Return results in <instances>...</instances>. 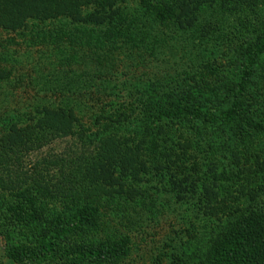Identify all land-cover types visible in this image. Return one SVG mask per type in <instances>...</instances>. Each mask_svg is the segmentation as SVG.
<instances>
[{"label":"trees","instance_id":"16d2710c","mask_svg":"<svg viewBox=\"0 0 264 264\" xmlns=\"http://www.w3.org/2000/svg\"><path fill=\"white\" fill-rule=\"evenodd\" d=\"M124 1L129 0H0V28L20 33L27 28L28 21L39 23L42 27L34 26L31 34L58 52L64 46L73 48L89 39L100 46L107 37L112 40L123 36L124 42L134 47L158 44L157 34L151 35L152 27L144 25L142 15L130 14L131 10L121 12L118 3ZM135 1L155 27L165 26L188 35L186 46L189 52L191 49L194 52L185 51L183 56L204 62L200 65L205 71L200 73L206 72L211 78L200 81L196 70L191 73L188 69L183 70L184 76L161 73L144 83L131 81L124 91L129 100L126 105L119 103L105 111L99 108L90 115L94 129H90L87 142L81 140L76 149L69 147L42 159L45 167L58 173L54 183L41 185L37 174L26 177L32 186H23L24 173L7 170L9 161H16L19 152L40 148L44 135L32 124L17 128L14 121H6V127L0 130V186L15 190L19 198V203L8 209L7 218L10 224L19 223L33 230L29 232L30 244L11 245L7 250L17 264L56 260L71 264H118L128 253L129 236L120 233L107 215L114 219L128 218V208L136 206L140 197H147L148 188L138 185L147 181L143 175L151 168H160L157 164L160 157L167 169L175 164L172 155L189 158L186 149L192 141L182 140L183 134L204 140L208 152L221 144L214 145L219 138L245 140L248 131L264 134V92L255 81L258 72L264 69V20L258 17L255 24L246 19L247 14L255 13L256 0ZM198 12L219 18L238 16H235L236 38L243 40L233 43L230 55L233 74L227 81L223 80L227 75L219 78L218 70L203 60L205 52L215 54L216 50L194 45L193 39L206 34V31H198L199 36L193 34L197 31ZM104 24L108 33L103 32L100 37L98 32L104 29ZM213 24L204 28L213 29ZM61 54L57 56L65 57L67 63L77 60L71 54L64 57ZM47 86L51 88L53 84ZM55 112L45 110L34 115L49 118L58 113ZM27 119L31 121L34 116ZM173 134L177 135L175 140ZM179 137L182 141H178ZM175 144L181 148L180 155L173 154ZM218 152L224 154L222 149ZM213 166L207 168L212 173L207 183L202 178H193L190 171L184 173L187 170L181 171V178L170 181L176 193L184 191V197L179 198L185 205H191L197 217L202 211L224 217L215 233L194 247L190 258L195 264H264V202L258 203L257 199L264 193L263 151L230 150L226 161L213 162ZM98 170L102 173L101 186L90 180L97 179L94 173H99ZM4 177L10 186H5ZM221 179L228 184L221 183ZM105 196L108 197L104 203L98 202V198ZM42 198L57 203L45 207L39 201ZM242 200L246 201L243 206Z\"/></svg>","mask_w":264,"mask_h":264},{"label":"rangeland","instance_id":"374dc122","mask_svg":"<svg viewBox=\"0 0 264 264\" xmlns=\"http://www.w3.org/2000/svg\"><path fill=\"white\" fill-rule=\"evenodd\" d=\"M120 7L124 14L131 10L130 14L135 12L142 15L144 25L152 27L154 33L151 32V35L157 34L158 44L152 43L151 46L144 43L140 47H134L135 45L124 42L123 36L113 37L115 39L112 40L107 37L102 39L104 44L100 46L89 39L85 44H77L73 48L64 46L66 48L58 52L56 48L43 43L42 39L36 40L31 34L34 26H41L39 23L38 26L33 21H28L27 28L22 27L20 33L0 28V130L2 126L6 127V121H14L17 128L29 123L44 135V144L40 148L28 152L21 151L16 161H9L8 171L17 169L24 173L23 186H32L30 179L26 177L37 174L41 185L44 182L54 183L58 173L52 171L49 166L45 167V160L42 159L67 151L69 147L76 149L81 140L87 142L90 129H94L91 127L90 115L99 108L105 111L119 103L126 105L129 100L125 97L124 91L131 81L144 83L145 80H151L161 73L184 76L183 70L188 69H191V73H195L196 70L195 74L200 81L211 78L206 72L204 75L200 73L205 71L200 65L204 62L189 60L188 55L183 56L185 51L194 52L193 49L189 52L186 46L189 42L186 33H175L165 26L155 27L150 16L142 14L140 5L135 0L118 3V8ZM196 16L195 23L199 26L197 25V31L193 34L199 36L198 31H206V34L204 37L193 39L195 43L193 44L216 50L215 54L205 52L203 60L218 70L216 73L219 78L227 75L223 78L227 81L233 74V58H230L233 43L243 40V37H239L238 40L236 38L238 16L219 18L203 16L199 12ZM246 17L250 20L249 23L256 24L258 17L264 20V0H256L255 13L247 14ZM208 23H214L215 25L211 26L215 28L206 30L204 26ZM106 27L104 24V29H99L100 37H103V32L107 35ZM247 28L249 31L252 30V27ZM182 46L184 50L181 49ZM59 53H62L63 57L71 54L77 60L67 63L65 57L57 56ZM255 81L264 92V69L258 72ZM47 83L53 86L49 88ZM45 110H55L58 113L55 112L56 114L49 118L34 115L35 112L41 113ZM31 115L34 119L29 121L27 117ZM217 131L223 132L220 129ZM248 132L249 135L244 136L245 140L243 137H234V140L216 139L214 145L221 144L209 152L207 151L209 146L204 140L196 139V136L191 134H183L182 140L192 141L190 147L186 149L189 158L180 156L179 159L172 155L175 164H172L171 169H167L160 157L157 160L160 168L156 170L151 168L143 175L147 181H141L142 183L138 185L148 188L147 197H140L136 206L128 208V218L114 219L108 214V209L100 208L107 212V219L113 220L111 224H115L120 233H127L129 236L128 253L118 264H195L193 258H190L191 251L215 233L224 217H215L203 211L197 217L191 210V205H185L179 198L184 197V191L176 193V189H171L170 181H175L174 177L181 178L183 176L181 171L187 170L184 173L190 171L193 178L197 180L202 178L207 183L212 174L207 168L212 169L213 162L217 164L219 161H226L230 150L242 153L254 152L261 148L264 153V134ZM173 135L175 140L177 135ZM180 137L178 141H182ZM174 149L173 154L180 155L181 148L175 144ZM221 149L224 150V154L218 152ZM94 177L97 179L90 180L101 186L102 173L100 171L94 173ZM6 181L4 177L3 183L10 186V182ZM220 181L228 184V181L223 179ZM182 185L183 183L181 187ZM13 191L15 190L9 187L0 186V264H17L7 254V250L11 249V245L30 244L32 241L29 237V232L33 231L31 227L8 222L7 217L10 216L8 209L19 203L18 194ZM113 196L117 197V194ZM107 197L98 198V202L104 203V198ZM257 199L258 203L264 202V193ZM39 201L44 203L45 207L49 206L48 203H57L48 198ZM119 201L123 202L120 198ZM240 203H243V206L246 201L242 200ZM44 264L71 263L56 260Z\"/></svg>","mask_w":264,"mask_h":264}]
</instances>
